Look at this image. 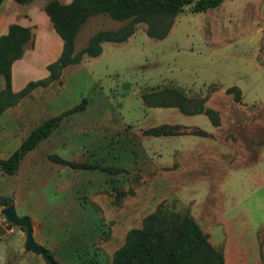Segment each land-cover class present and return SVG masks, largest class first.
<instances>
[{
  "label": "rangeland",
  "instance_id": "rangeland-1",
  "mask_svg": "<svg viewBox=\"0 0 264 264\" xmlns=\"http://www.w3.org/2000/svg\"><path fill=\"white\" fill-rule=\"evenodd\" d=\"M127 21L90 16L73 53L88 34ZM27 49L15 77L37 80L47 76L61 43L51 29ZM101 51L65 66L57 80L1 113L0 159L43 120L81 105L23 156L14 174L0 171V195L29 217L34 242L58 264H110L126 232L162 202L196 221L223 264H264V0H223L200 12L188 4L165 38L147 37L138 22L125 41L106 42ZM231 85L240 88L238 102L224 91ZM161 87L192 98L208 94L204 105L219 124L203 114L183 119L176 107L146 106L141 94ZM161 124L179 125L177 135L146 133ZM196 129L206 135L189 133ZM51 154L120 170L71 168ZM118 190L123 195L114 201ZM3 208L0 264H48L24 250V231L7 222Z\"/></svg>",
  "mask_w": 264,
  "mask_h": 264
},
{
  "label": "trees",
  "instance_id": "trees-1",
  "mask_svg": "<svg viewBox=\"0 0 264 264\" xmlns=\"http://www.w3.org/2000/svg\"><path fill=\"white\" fill-rule=\"evenodd\" d=\"M14 1L23 4L30 0ZM222 1L70 0L68 3H61L57 0H48L43 9L61 41L59 55L55 61L45 66L47 76L30 80L18 91H12L11 64L19 55L23 44L28 41L30 33L23 26L11 25L6 34L0 38V75L4 82L0 90V113L14 106L35 87H44L57 80L65 66L78 63L84 55L88 57L99 55L102 50L101 43L125 41L133 34L136 23H144L147 37L160 40L168 34L174 17L181 7L192 4V11L200 12L216 7ZM98 13H106L116 21L127 19L128 21L115 30H99L93 33L88 38L86 46L73 53L74 37L79 27L87 18ZM224 91L230 94L234 101H240L241 91L236 85H231ZM207 96L208 94H205L200 98H192L187 97L177 88L161 87L142 93L141 100L150 107H176L185 115L203 114L213 126H217L218 113L204 105ZM80 107L81 105L78 104L69 111L78 110ZM69 111L46 118L32 128L7 157L0 159V171L7 175L14 174L23 156L47 137ZM178 127L177 124H161L148 128L146 133L153 136L177 135ZM189 133L206 135L205 131L197 129ZM49 159L71 168H97L109 175L120 170L116 166L73 162L54 154L49 155ZM122 195V190L116 191L114 201H118ZM9 204H11L10 198L0 195V206L6 207ZM19 229L24 231L22 227ZM45 250L51 261L58 264L49 251ZM95 262L98 263L97 260ZM110 264H223V256L219 248L209 243L207 235L190 215L168 210L160 202L152 212L141 219L139 227L131 228L126 232L123 243L113 251Z\"/></svg>",
  "mask_w": 264,
  "mask_h": 264
},
{
  "label": "crops",
  "instance_id": "crops-1",
  "mask_svg": "<svg viewBox=\"0 0 264 264\" xmlns=\"http://www.w3.org/2000/svg\"><path fill=\"white\" fill-rule=\"evenodd\" d=\"M47 1L48 0H30V1L23 3V4L17 3L14 0H2L0 2V38L4 34H6L9 27L13 24H17V25H20V26L27 28L29 30V33H30V37H29L28 41L23 44V46L19 52V55L16 57V59L11 64V90L12 91L19 90L21 87L24 86V84L27 81L30 80L29 77H25V78H23V77L16 78L15 77V69H16L18 61L20 59L19 58L20 55H22L23 53H25L28 50L27 49L28 45H30V43L32 41L37 39L39 35L42 36V35L46 34V32H51V29H52V31H54L48 17L46 16V14L45 15L41 14V11L44 12L43 8H44V5ZM57 1H59L61 3H68L70 0H57ZM98 14L110 18L106 13H98ZM54 33H55V31H54ZM88 38H89V34L87 35V37L83 41L84 45H82V47L86 46ZM75 39H76V37L74 38L73 49H74V45H75ZM60 43H61V41H60ZM105 43L106 42L101 43L102 48H103V45ZM101 53H102V51H101ZM47 63L48 62L43 63V66H45ZM3 86H4L3 78L0 75V90L3 88ZM181 115L184 117V118L182 117L183 119L198 116V114H194V115L181 114ZM0 122H1V113H0ZM196 122L197 121H195L193 123H196ZM181 123L192 124V123L185 122V121H181Z\"/></svg>",
  "mask_w": 264,
  "mask_h": 264
},
{
  "label": "water",
  "instance_id": "water-1",
  "mask_svg": "<svg viewBox=\"0 0 264 264\" xmlns=\"http://www.w3.org/2000/svg\"><path fill=\"white\" fill-rule=\"evenodd\" d=\"M2 214L10 224L17 227H22L24 229L25 251H30L34 254L41 255L48 264H55L47 255L45 248L34 242L32 237V226L29 217L25 215L18 216L12 203L3 208Z\"/></svg>",
  "mask_w": 264,
  "mask_h": 264
},
{
  "label": "built area",
  "instance_id": "built-area-1",
  "mask_svg": "<svg viewBox=\"0 0 264 264\" xmlns=\"http://www.w3.org/2000/svg\"><path fill=\"white\" fill-rule=\"evenodd\" d=\"M12 231V229H10Z\"/></svg>",
  "mask_w": 264,
  "mask_h": 264
}]
</instances>
